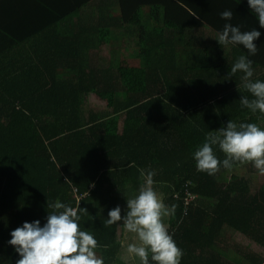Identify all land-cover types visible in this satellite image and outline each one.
Returning a JSON list of instances; mask_svg holds the SVG:
<instances>
[{"label":"trees","instance_id":"1","mask_svg":"<svg viewBox=\"0 0 264 264\" xmlns=\"http://www.w3.org/2000/svg\"><path fill=\"white\" fill-rule=\"evenodd\" d=\"M139 54L138 67H46L50 76L63 70L77 79L0 86V264L19 259L10 232L24 222L43 226L56 201L87 209L80 226L92 230L105 264H126L118 257L120 226L105 223L113 197L103 186L134 172L142 180L141 170L168 185L162 195L176 206L169 234L183 250L181 264H264V256L225 238L239 232L264 250V182L252 192L246 176L227 178L223 167L209 176L193 160L210 131L228 120L257 124L264 115L242 108L227 83L196 77L193 68L192 77L182 76L187 69L169 65L155 47ZM23 88L27 99L9 94ZM93 94L111 101L110 112H85ZM187 193L194 199L185 212Z\"/></svg>","mask_w":264,"mask_h":264},{"label":"crops","instance_id":"2","mask_svg":"<svg viewBox=\"0 0 264 264\" xmlns=\"http://www.w3.org/2000/svg\"><path fill=\"white\" fill-rule=\"evenodd\" d=\"M226 9L233 11L230 23L234 26L240 25L242 31L261 32L255 41L259 52L249 58L253 61L252 80L264 81V29L259 28L247 0H0V86L35 82L40 88V83L77 79V74L63 70L50 76L46 67L79 65L106 69L110 65L124 66L123 61L129 62L127 66L138 67L140 51L150 46L161 51L169 65L187 69L181 71L182 76L192 77L193 68L196 77L227 83L229 96L251 98L242 87L243 74L230 72L240 55H248L247 50L241 45L219 46L216 41L217 32L227 22L220 18ZM25 91L26 88L10 89L9 94L27 99L28 95L22 94ZM95 98L101 101L97 95H90L86 110ZM257 125L264 128V119ZM114 181L113 185L103 186L113 197L108 200V210L116 206L124 210L126 201L138 193L143 178L134 172ZM154 187L161 195L168 190V185L156 181ZM162 198L165 202L164 195ZM165 223L169 230V218ZM226 233L241 234L230 230ZM122 240L120 226V243ZM97 254L101 256L98 249ZM118 257L123 263L138 264L122 247ZM124 257L130 260L126 262Z\"/></svg>","mask_w":264,"mask_h":264},{"label":"clouds","instance_id":"3","mask_svg":"<svg viewBox=\"0 0 264 264\" xmlns=\"http://www.w3.org/2000/svg\"><path fill=\"white\" fill-rule=\"evenodd\" d=\"M249 10L255 14L259 28L264 29V0H247ZM220 18L227 21L217 32V43L223 46L241 45L248 55H240L231 66L232 75L242 73V87L250 94L240 97L242 108L252 113L264 115V81L252 80L253 61L249 58L258 54L255 43L261 32L252 29L242 31L240 25H233V11L226 9ZM223 153L221 161L215 149ZM193 160L198 171L209 176L218 173L223 167L231 170L236 164L251 163L264 175V128L256 123H236L228 120L226 125L210 131L202 145L197 146ZM143 184L138 193L126 201V208L116 206L107 213V226H121L123 240L121 247L125 254L138 264H181L184 255L169 234L165 220L175 214V205H167L162 195L155 190V172L141 170ZM65 183L76 185L68 179ZM52 209L46 222H24L10 232L8 244L18 254L16 264H105L104 258L97 254L100 247L95 236L82 230L80 221L87 209L73 207L56 201L48 205ZM131 240L132 242H129ZM107 249L108 245L103 246Z\"/></svg>","mask_w":264,"mask_h":264},{"label":"rangeland","instance_id":"4","mask_svg":"<svg viewBox=\"0 0 264 264\" xmlns=\"http://www.w3.org/2000/svg\"><path fill=\"white\" fill-rule=\"evenodd\" d=\"M122 65L127 66V65H129V62L123 61ZM130 66H133V65L130 64ZM130 66H128V67H130ZM89 105H90L89 109L88 110L85 109L86 113H91V112L97 113L99 111L105 112V111L111 109V101H109L108 99L107 100L101 99V101H100V100H97L95 98V99H92L90 101ZM251 166H252V168H251ZM254 169L255 168L253 167V165L251 163L235 165V166H233V168L231 170L227 169V171L225 172V177L227 176V178H229L231 174H239V175L246 176L251 181L250 185L252 188V192H256L258 190V188L264 182V175H260L258 170H254ZM225 238L230 243H236L237 247H239V249H246L245 251H249L251 253H255V254L264 256L263 248H261L259 245L255 244V243H253L251 240H249L248 238H246L245 236H243L241 234H235L234 235L233 233H226ZM123 259L126 262H128L130 260L128 257H124Z\"/></svg>","mask_w":264,"mask_h":264},{"label":"built area","instance_id":"5","mask_svg":"<svg viewBox=\"0 0 264 264\" xmlns=\"http://www.w3.org/2000/svg\"><path fill=\"white\" fill-rule=\"evenodd\" d=\"M187 195H188V197H187V198L185 199V201H184L185 212H187V210H188V206H189L191 200L194 199V196H192L191 194L187 193ZM76 198H77V201H78V204H79V202H80V200H81V197L78 196V195H76Z\"/></svg>","mask_w":264,"mask_h":264}]
</instances>
